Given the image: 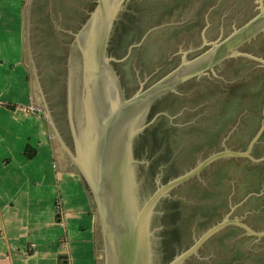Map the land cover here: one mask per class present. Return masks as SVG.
I'll return each mask as SVG.
<instances>
[{
  "label": "water",
  "instance_id": "water-1",
  "mask_svg": "<svg viewBox=\"0 0 264 264\" xmlns=\"http://www.w3.org/2000/svg\"><path fill=\"white\" fill-rule=\"evenodd\" d=\"M151 1L157 4L161 0ZM203 1L195 0L192 9L189 6L181 16L171 13L150 18L142 36L132 38L130 46L118 55L109 45L133 0H84L70 58L75 68V124L94 264H152V240H162L166 225L155 219L151 226V220L163 215L164 199L198 203L189 193H182V188L194 182L206 185L208 170L226 161L264 162V138L257 140L264 132V0H214L201 9ZM220 3L223 5L216 10ZM199 9L200 15L195 17ZM196 19L200 20L196 27L176 37L166 31ZM249 81L252 91L214 149L201 152L193 164L166 181L164 166H160L148 188L154 187L152 193L141 188L137 172L140 165L150 164L151 158L148 152L140 159L133 153L140 134L161 115L176 127L206 124L203 117L212 111L218 96L203 98L196 105L192 96L213 85L228 87ZM171 93L183 100L177 111L172 112L168 105L151 111ZM253 121L256 124L251 127ZM43 123L51 133L48 121L43 119ZM244 126L249 133L259 126L246 149L236 143ZM239 166L234 167L235 174ZM233 176L237 179L229 177L225 183L231 187L220 214L204 225L197 217L182 248L170 260H158L157 264H213L221 259L237 264L229 255L238 243L244 253L257 254L263 249L264 211L256 210L261 202L257 197L250 199L252 195L241 197V177ZM220 236H225V244L218 241ZM156 245L163 246L160 242Z\"/></svg>",
  "mask_w": 264,
  "mask_h": 264
},
{
  "label": "crops",
  "instance_id": "crops-1",
  "mask_svg": "<svg viewBox=\"0 0 264 264\" xmlns=\"http://www.w3.org/2000/svg\"><path fill=\"white\" fill-rule=\"evenodd\" d=\"M27 2L0 0V264H94L86 190L55 165L50 133L32 108Z\"/></svg>",
  "mask_w": 264,
  "mask_h": 264
},
{
  "label": "trees",
  "instance_id": "trees-1",
  "mask_svg": "<svg viewBox=\"0 0 264 264\" xmlns=\"http://www.w3.org/2000/svg\"><path fill=\"white\" fill-rule=\"evenodd\" d=\"M194 1L161 0L155 4L156 2L151 0H133L129 12L117 23L116 39L111 43V50L120 55L126 46L127 48L130 46L132 38L139 39L142 36L150 18H159L171 13H178L181 16L189 6L192 9ZM213 2L214 0H204L200 8L202 9L205 5L207 6ZM222 5L220 3L216 10ZM201 9L196 12L195 17H199ZM199 21V19H196L181 26L167 28L166 31L171 36L176 37L181 32L196 27ZM238 69L239 66H236L234 71L237 72ZM251 85L252 83L249 81L228 87L213 85L206 87V90L197 91L191 100L194 105L198 104L203 98L213 100L218 96L212 111L203 117V121L207 122L206 124L176 127L167 123L165 115L159 116L143 134H140L135 139L133 144V153L137 158H142L147 152L151 158L150 164L139 166L137 173L142 179L141 188L148 189L150 187L152 178L160 166H164L163 180L166 181L172 176H178L183 169L193 164L201 152L205 154L207 151L214 149L220 143L221 134L226 131L229 123L235 120L237 112L252 91ZM182 102L181 97L171 93L156 102L152 106L151 111L158 112L168 105V107L172 108V112H175L181 107ZM254 107V105L250 107V110L253 111ZM187 113L186 115L190 116L189 112ZM255 124V121H253L251 127H254ZM258 127H255L254 131L249 133L246 126H244L241 129L242 133L239 135L240 139L236 143L242 149H246L254 135H256L255 133L258 132ZM248 134L250 137L246 138ZM261 134L257 139L260 142L264 138V132ZM258 147L259 145L254 150L257 151ZM35 152L36 150L31 145H28L25 155L28 158H32ZM262 154H264V151ZM239 164L241 168L237 170V174L241 177L238 183L241 189V197L247 198L249 195L254 196H250V199L257 197V200L261 203L256 207V210L264 211V162L250 164V162L246 161L241 163L226 161V163L208 170L205 175L207 179L206 185L202 186L201 183L194 182L188 185L187 188H182V193H189L193 200L199 201L198 203L188 204L181 199H164L163 215L157 214L151 220V226H154L155 219H161L166 225L162 240H152V264H157L158 260H170L176 255L178 248H182L183 242L188 235L190 224L197 217H201L202 221H205L202 222V225H204L220 214L221 209L228 202L227 196L231 187V185L225 186V183H227L229 177L230 179L231 177L237 179V176H233L237 175L233 169ZM153 190L154 187L148 189L147 192L152 193ZM224 238L225 236H220L218 241L221 244H225L223 242ZM159 242L163 245L162 247L156 245ZM262 247L263 249H258L257 254L244 253L242 245L238 243L229 258L230 260H236L237 264H251V262L252 264H258V261L264 260V242H262ZM160 252H162L161 255H159ZM206 264L209 263L206 262ZM213 264L226 263L221 259L214 261Z\"/></svg>",
  "mask_w": 264,
  "mask_h": 264
},
{
  "label": "rangeland",
  "instance_id": "rangeland-1",
  "mask_svg": "<svg viewBox=\"0 0 264 264\" xmlns=\"http://www.w3.org/2000/svg\"><path fill=\"white\" fill-rule=\"evenodd\" d=\"M26 2L24 61L34 94L32 108L51 126L55 165L72 172L86 190L71 109L75 68L70 58L84 0Z\"/></svg>",
  "mask_w": 264,
  "mask_h": 264
},
{
  "label": "bare ground",
  "instance_id": "bare-ground-1",
  "mask_svg": "<svg viewBox=\"0 0 264 264\" xmlns=\"http://www.w3.org/2000/svg\"><path fill=\"white\" fill-rule=\"evenodd\" d=\"M75 62H76V57H75V59H74V64H75ZM71 90L73 91V95H74V82H73V85H72ZM72 103H73V105H72V108H71V109H72V111H74V113H75V96L72 97ZM74 128H75V135H76V138H77V141H78L77 130H76V124H74ZM77 143H78V142H77ZM78 146H79V143H78ZM78 157H79L78 159H79L80 165H81V167H82L81 156H80V149H79Z\"/></svg>",
  "mask_w": 264,
  "mask_h": 264
},
{
  "label": "built area",
  "instance_id": "built-area-1",
  "mask_svg": "<svg viewBox=\"0 0 264 264\" xmlns=\"http://www.w3.org/2000/svg\"><path fill=\"white\" fill-rule=\"evenodd\" d=\"M58 208H59L60 212H62V204H61V202L58 203ZM65 264H69V263H65Z\"/></svg>",
  "mask_w": 264,
  "mask_h": 264
},
{
  "label": "flooded vegetation",
  "instance_id": "flooded-vegetation-1",
  "mask_svg": "<svg viewBox=\"0 0 264 264\" xmlns=\"http://www.w3.org/2000/svg\"><path fill=\"white\" fill-rule=\"evenodd\" d=\"M109 46H111V45H109ZM125 90V89H124ZM135 155V154H134ZM136 156V155H135Z\"/></svg>",
  "mask_w": 264,
  "mask_h": 264
}]
</instances>
